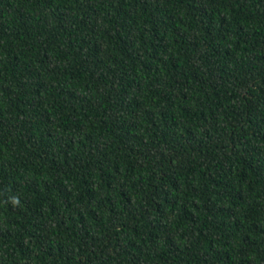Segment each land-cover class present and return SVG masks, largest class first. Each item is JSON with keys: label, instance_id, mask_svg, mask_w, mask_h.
I'll return each mask as SVG.
<instances>
[{"label": "trees", "instance_id": "obj_1", "mask_svg": "<svg viewBox=\"0 0 264 264\" xmlns=\"http://www.w3.org/2000/svg\"><path fill=\"white\" fill-rule=\"evenodd\" d=\"M0 264H264V0H0Z\"/></svg>", "mask_w": 264, "mask_h": 264}, {"label": "clouds", "instance_id": "obj_2", "mask_svg": "<svg viewBox=\"0 0 264 264\" xmlns=\"http://www.w3.org/2000/svg\"><path fill=\"white\" fill-rule=\"evenodd\" d=\"M11 201H12L13 204H17V203H19V200H18L17 197H12V198H11Z\"/></svg>", "mask_w": 264, "mask_h": 264}]
</instances>
